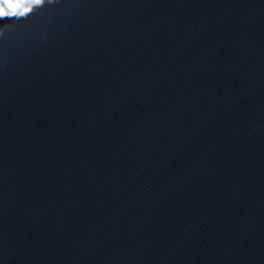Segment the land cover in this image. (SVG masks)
I'll return each mask as SVG.
<instances>
[{
    "label": "water",
    "instance_id": "water-1",
    "mask_svg": "<svg viewBox=\"0 0 264 264\" xmlns=\"http://www.w3.org/2000/svg\"><path fill=\"white\" fill-rule=\"evenodd\" d=\"M0 8V264H264V0Z\"/></svg>",
    "mask_w": 264,
    "mask_h": 264
},
{
    "label": "clouds",
    "instance_id": "clouds-1",
    "mask_svg": "<svg viewBox=\"0 0 264 264\" xmlns=\"http://www.w3.org/2000/svg\"><path fill=\"white\" fill-rule=\"evenodd\" d=\"M32 2L34 3V4H36V5H42L43 3H44V0H32ZM0 9H2V8H0ZM15 8H13V10H14ZM24 9H27L28 11H29V9L28 8H24ZM27 11V12H28ZM4 16V14H0V17H3Z\"/></svg>",
    "mask_w": 264,
    "mask_h": 264
},
{
    "label": "snow or ice",
    "instance_id": "snow-or-ice-1",
    "mask_svg": "<svg viewBox=\"0 0 264 264\" xmlns=\"http://www.w3.org/2000/svg\"><path fill=\"white\" fill-rule=\"evenodd\" d=\"M9 6L11 7V0H7ZM28 10L27 9H24V12H27ZM13 12L15 13V9L13 10ZM0 14H5L4 10L3 9H0Z\"/></svg>",
    "mask_w": 264,
    "mask_h": 264
}]
</instances>
